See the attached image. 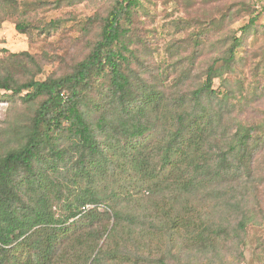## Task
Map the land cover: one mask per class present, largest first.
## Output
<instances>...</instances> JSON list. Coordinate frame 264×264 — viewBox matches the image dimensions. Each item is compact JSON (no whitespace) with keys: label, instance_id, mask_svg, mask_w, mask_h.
<instances>
[{"label":"trees","instance_id":"16d2710c","mask_svg":"<svg viewBox=\"0 0 264 264\" xmlns=\"http://www.w3.org/2000/svg\"><path fill=\"white\" fill-rule=\"evenodd\" d=\"M43 4L0 0V20L15 19L29 39L49 35L66 20H31L29 6ZM136 6L111 0L75 19L78 39L49 45L66 46L63 58L0 61V100L25 106L0 142V264H189L182 254L211 264L264 227V119L243 117L258 90L245 97L241 80H229L240 47L232 30L187 83L231 8L189 36L193 51L166 90L139 71L128 42ZM49 59L63 68L41 78Z\"/></svg>","mask_w":264,"mask_h":264},{"label":"rangeland","instance_id":"374dc122","mask_svg":"<svg viewBox=\"0 0 264 264\" xmlns=\"http://www.w3.org/2000/svg\"><path fill=\"white\" fill-rule=\"evenodd\" d=\"M25 1L33 2V0ZM42 1H47L48 4H43L41 7L29 6L28 13L32 17L31 20L43 23L53 19H64L66 22L59 28L53 29L49 35L36 33V36L29 39L27 35L16 31L15 19L3 18L0 20V61L6 62L10 55L21 52L41 56L47 51L49 54H58L63 58L66 46L61 51L59 48L52 51L49 45L55 47L60 42L66 45L78 39V22L74 20L103 12V8L108 6L111 0H81L73 5L57 4L55 3L57 0ZM136 1L132 35L128 38V42L139 56L137 60L139 71L147 79L155 77L158 82L163 83L166 90H170L179 77L181 70L178 67L180 61L178 59L190 57L193 51V42L189 41V36L198 32L200 26L208 25L211 19H221L222 14L231 8V14L225 16L222 21L226 26L224 30L206 39L209 42L200 50L197 60L194 61V70L189 74L187 83L193 82L200 69L214 57L216 53H214V45L228 37L230 29L240 39V47L236 50L238 60L236 73L230 76L229 80H241L245 97L251 96L255 88L258 90L260 98L255 103L243 106L245 111L243 117L255 115L257 118H254L258 120L264 119V78H261V75L257 77L255 72L258 67L264 69V0ZM23 10L24 6L19 12ZM248 12L251 13L250 16L247 15ZM233 14L236 16L232 17ZM252 17L256 18L254 26L244 31L243 28ZM231 19L234 21L230 25L228 23ZM62 68V63L57 59H49L42 68L41 78L55 71L60 72ZM213 88L217 92L222 91L218 80L214 81ZM24 108L25 106L18 100L14 103L0 100V142L6 139V133L10 131L11 125L17 121L20 113L24 112ZM260 156L263 160L264 152ZM263 249L264 227H249L247 236L243 237L239 244L236 245L234 242L233 245L222 250L220 256L211 264H261ZM179 258L189 264H207L205 260L193 263L189 260L192 256L187 254H182Z\"/></svg>","mask_w":264,"mask_h":264}]
</instances>
